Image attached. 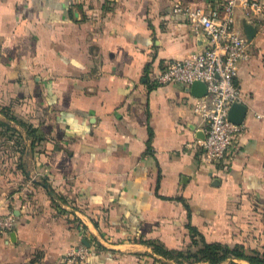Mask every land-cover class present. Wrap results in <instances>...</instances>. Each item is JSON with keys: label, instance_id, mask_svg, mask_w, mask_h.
I'll return each mask as SVG.
<instances>
[{"label": "crops", "instance_id": "1", "mask_svg": "<svg viewBox=\"0 0 264 264\" xmlns=\"http://www.w3.org/2000/svg\"><path fill=\"white\" fill-rule=\"evenodd\" d=\"M224 1L0 0V123L13 133L0 126V214L16 216L0 264H65L83 241L82 264H208L153 247L202 240L264 256V31L237 11L235 28L256 32L236 78L246 115L219 163L198 144L196 98L154 81L205 48L172 4Z\"/></svg>", "mask_w": 264, "mask_h": 264}, {"label": "built area", "instance_id": "2", "mask_svg": "<svg viewBox=\"0 0 264 264\" xmlns=\"http://www.w3.org/2000/svg\"><path fill=\"white\" fill-rule=\"evenodd\" d=\"M237 11L264 31V6L257 0H225L210 10L174 2L171 12L186 18L189 28L204 38L205 48L168 61L154 79L158 85L178 82L187 88L196 81L205 84L206 95L195 99L192 111L205 123V137L198 144L212 164L223 160L241 130L228 119L231 106L242 104L236 78L240 63L249 57V40L234 25ZM15 224L14 213L0 214V235L13 231ZM88 251L84 244L71 247L64 263L82 264Z\"/></svg>", "mask_w": 264, "mask_h": 264}, {"label": "trees", "instance_id": "3", "mask_svg": "<svg viewBox=\"0 0 264 264\" xmlns=\"http://www.w3.org/2000/svg\"><path fill=\"white\" fill-rule=\"evenodd\" d=\"M6 124L0 123V126ZM5 132H11L10 128L6 126ZM10 136V134H9ZM192 234L195 235V230H191ZM157 253L163 256L169 257L170 259H178L179 257L190 261V263L206 262L208 264H220L227 261L230 258L243 259L249 264H264V256H259L257 253L246 254L242 247L236 246L234 248H229L225 245L213 243L209 244L201 241L200 246L193 252L191 251H168L164 250L159 246H153ZM228 264H235L229 262Z\"/></svg>", "mask_w": 264, "mask_h": 264}, {"label": "water", "instance_id": "4", "mask_svg": "<svg viewBox=\"0 0 264 264\" xmlns=\"http://www.w3.org/2000/svg\"><path fill=\"white\" fill-rule=\"evenodd\" d=\"M242 29L244 36L248 40H250L256 32V28H254L251 24L247 22H243ZM188 90L190 94L195 98H200L206 95V86L204 83L199 81L193 82L188 88ZM245 115H246V107L243 104H234L231 106L228 112V119L236 125H241L245 118ZM200 135L204 139L205 137L204 132H201ZM83 243L85 244V246H88V244L85 241H83Z\"/></svg>", "mask_w": 264, "mask_h": 264}, {"label": "rangeland", "instance_id": "5", "mask_svg": "<svg viewBox=\"0 0 264 264\" xmlns=\"http://www.w3.org/2000/svg\"><path fill=\"white\" fill-rule=\"evenodd\" d=\"M2 128L4 129V127H2ZM11 133H12V132H11ZM11 133H10V134H11ZM12 134H13V133H12Z\"/></svg>", "mask_w": 264, "mask_h": 264}]
</instances>
